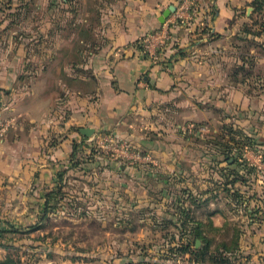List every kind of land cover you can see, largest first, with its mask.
<instances>
[{
    "label": "rangeland",
    "instance_id": "1",
    "mask_svg": "<svg viewBox=\"0 0 264 264\" xmlns=\"http://www.w3.org/2000/svg\"><path fill=\"white\" fill-rule=\"evenodd\" d=\"M19 1L0 0V32L14 31L0 42L22 41ZM211 2L187 6L197 30L172 46L180 91L155 102L153 117L129 119L123 137L74 143L53 179L39 175L32 143L8 146L0 157L3 264H193L184 244L203 247L199 264H215L219 253L244 264L264 244V0L237 9L228 34L213 30ZM19 72L27 89L44 75ZM220 208L227 218L215 226ZM185 209L202 221V239L189 243L177 227Z\"/></svg>",
    "mask_w": 264,
    "mask_h": 264
},
{
    "label": "crops",
    "instance_id": "2",
    "mask_svg": "<svg viewBox=\"0 0 264 264\" xmlns=\"http://www.w3.org/2000/svg\"><path fill=\"white\" fill-rule=\"evenodd\" d=\"M250 1L212 0L213 30L230 33L237 9ZM19 2L25 26L17 36L22 41L16 45L10 40L0 42V157L11 143H32L36 156L32 162L40 168L39 175L48 173L53 179L57 168L72 154L74 143L103 133L123 137L128 129L131 131L129 119L152 116L155 102L178 95L181 77L174 48L167 51L171 62L155 63L141 53L137 42L159 28L164 12L171 4L177 10L180 0ZM60 7H64L63 12ZM31 22L35 26L30 27ZM196 27L193 21L177 27L176 44H188ZM0 37L13 38L14 31L3 30ZM28 69L45 75L36 77L31 89L20 85L19 80V71ZM32 97L37 103L30 100ZM27 123L33 127L29 129ZM84 127H93L95 132L87 136L81 131ZM26 133L27 137L22 136ZM59 134L62 136L57 137ZM43 147L49 155L42 154ZM128 166L123 164L127 172H132ZM217 211L213 222L222 226L227 217L222 208ZM244 264H264V244L245 258Z\"/></svg>",
    "mask_w": 264,
    "mask_h": 264
},
{
    "label": "built area",
    "instance_id": "3",
    "mask_svg": "<svg viewBox=\"0 0 264 264\" xmlns=\"http://www.w3.org/2000/svg\"><path fill=\"white\" fill-rule=\"evenodd\" d=\"M191 2L188 5V2ZM186 0V4L179 7L171 17L157 29L149 31L137 42V47L143 55L150 57L155 63H161L169 59L167 51L169 47L176 44L174 33L177 27L188 26L191 23L192 16L190 7L196 0ZM187 6H190L187 10ZM191 20V21H190ZM163 62V63H164Z\"/></svg>",
    "mask_w": 264,
    "mask_h": 264
},
{
    "label": "trees",
    "instance_id": "4",
    "mask_svg": "<svg viewBox=\"0 0 264 264\" xmlns=\"http://www.w3.org/2000/svg\"><path fill=\"white\" fill-rule=\"evenodd\" d=\"M259 1L262 0H256V2L258 3ZM168 61V60H167ZM167 61H165L164 63H167ZM186 215L180 216L178 221H176V225L178 228H181V230H183V233L188 237L189 243H190V238L191 236H194V242L197 238H201L203 237L202 235V221L200 219H196L195 214L192 213L191 209H185L184 210ZM184 249L183 252L185 253H191V255H193V259H192V263L196 264L200 262V254L202 253V248L200 247L198 249H193L191 248L190 244H184ZM219 257L215 258V264H232V260L230 258V256L225 255L224 253H219ZM0 264H3V262L0 261Z\"/></svg>",
    "mask_w": 264,
    "mask_h": 264
},
{
    "label": "water",
    "instance_id": "5",
    "mask_svg": "<svg viewBox=\"0 0 264 264\" xmlns=\"http://www.w3.org/2000/svg\"><path fill=\"white\" fill-rule=\"evenodd\" d=\"M176 10V6L174 4H171L169 6V8L164 12L163 17H162V21L165 22L167 20V18L169 17V15L174 12ZM3 104V93L2 91H0V107ZM82 133L87 135V136H91L93 135V133L95 132V129L93 127H84L81 129ZM200 240H197V243H199Z\"/></svg>",
    "mask_w": 264,
    "mask_h": 264
}]
</instances>
